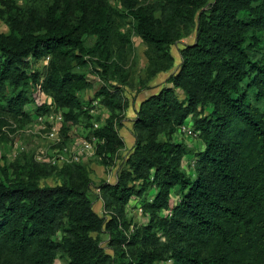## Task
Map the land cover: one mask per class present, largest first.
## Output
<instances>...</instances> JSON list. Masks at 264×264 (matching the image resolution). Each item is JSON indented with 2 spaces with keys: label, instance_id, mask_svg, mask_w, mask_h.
Listing matches in <instances>:
<instances>
[{
  "label": "trees",
  "instance_id": "obj_1",
  "mask_svg": "<svg viewBox=\"0 0 264 264\" xmlns=\"http://www.w3.org/2000/svg\"><path fill=\"white\" fill-rule=\"evenodd\" d=\"M121 3L124 12L107 0H43L25 18L11 12L9 30H0V110L55 105L65 131L89 118L78 92L90 82L77 69L98 65L107 82L94 98L109 114L93 131L95 160L106 167L124 147L118 127L127 107L121 84L108 81L131 85V33L119 20L129 18L147 45L148 80L173 67L170 46L195 31L169 84L140 102L116 180L98 185L102 215L81 162L57 166L26 154L0 180V264H54L58 255L66 264H264V0ZM43 57L47 66L31 70ZM182 126L203 143L193 176L181 164L187 145L173 138ZM50 176L57 182L42 185ZM173 189L179 198L170 206ZM133 198H141L140 224L128 212Z\"/></svg>",
  "mask_w": 264,
  "mask_h": 264
},
{
  "label": "rangeland",
  "instance_id": "obj_2",
  "mask_svg": "<svg viewBox=\"0 0 264 264\" xmlns=\"http://www.w3.org/2000/svg\"><path fill=\"white\" fill-rule=\"evenodd\" d=\"M107 2L119 12H124L125 9L121 0H107ZM41 3H43V0H0V30L4 32L9 30L10 18L8 15L11 12L21 13L25 18L30 12V6H39ZM129 21V18L121 19L119 20V25L126 32L131 33L130 41L133 52L131 55L128 53V62L124 66L130 71L129 82H131V85L118 80H109L108 83L121 84L125 100L127 101L124 118L118 127V132L120 134V131L124 132L126 130L134 137L133 130L129 127L132 126L131 122L136 116L138 104H140L139 100L144 99V97L152 92L155 93L159 87L169 84L166 81L167 75L169 76L171 72L177 69L181 59L179 49L183 45L193 42L195 31L192 30L190 33L183 35L180 40L175 41L170 46V53L173 54L174 58L173 67L170 70L158 72L152 79L148 80L146 71L148 64L147 45L138 35L130 31ZM94 41V36H89L86 40V45L90 46ZM125 51L127 52L128 50L126 49ZM30 60L33 61L32 58ZM48 61L49 57H43L36 62H32L30 68L33 71L43 70L47 66ZM97 67L98 65L95 62L90 61L86 67L77 69L86 74L90 82L89 88L78 92L83 101L84 108L88 111L89 118L81 119L79 123L74 124L65 131L62 130L63 121L60 110L55 105L46 113L35 112V104L32 102L24 103L20 111H17V109L10 111L0 110V180L5 179L7 175L11 176L14 167L20 164L18 159L26 154L32 155L38 162H46L57 166L72 161L81 162L86 164L89 169L91 197L94 200L93 209L99 215L103 214V202L98 185L104 181L114 182L116 180L119 169L122 167L123 161L131 148H127L124 145L118 152L115 163L109 167L103 166L95 160V149L98 140L93 131L95 127L103 123L109 114L108 110L99 100L94 98L98 88L107 82V80L98 74ZM160 76L162 80L158 79ZM139 78L143 80L141 83L138 82ZM145 84L148 86L147 88L137 90ZM46 102L47 104H51V96H46ZM190 124V119L184 121L185 126H190ZM173 138L187 145L189 152L184 155L181 164L183 171L193 176L196 161L194 154L203 146L201 138L197 133L188 134L185 131H177L173 135ZM66 148L68 150L64 151ZM71 155H76L78 160H74ZM56 182V176H50L42 180L41 184L53 185ZM152 192L153 189H150L147 195L149 196ZM178 198V194L173 189L170 197V206L178 201ZM133 199L127 204L128 212L134 222L140 224L144 221V216L141 214V211L135 209ZM140 201L141 198L137 199V202ZM170 206L168 209H164L162 213H169ZM101 237L102 245L106 251L112 253V250L107 248L106 234H102ZM3 257L4 254L0 257V260H5ZM64 263L63 257L60 255L55 257L54 264ZM170 263V260L157 262V264Z\"/></svg>",
  "mask_w": 264,
  "mask_h": 264
},
{
  "label": "crops",
  "instance_id": "obj_3",
  "mask_svg": "<svg viewBox=\"0 0 264 264\" xmlns=\"http://www.w3.org/2000/svg\"><path fill=\"white\" fill-rule=\"evenodd\" d=\"M173 55V54H172ZM167 77H168V75H167ZM159 80H162V78H161V76L158 78ZM160 88V87H159ZM159 88L155 91V92H157L158 90H159ZM152 93H154V92H152ZM151 93V94H152ZM147 97V96H146ZM145 98V97H144ZM143 99V98H142ZM141 99V100H142ZM141 100H139V103H140V101ZM139 105V104H138ZM131 124H133V120H132V122H131ZM129 128H132V126H130ZM125 130V129H124ZM120 136L122 137V139H123V141H124V145L127 147V148H131L132 146H133V144H134V137L132 136V135H130L126 130L124 131V132H122V131H120ZM133 202H134V205L136 206L135 207V209H137V206H138V204H135V203H137V200L136 199H133Z\"/></svg>",
  "mask_w": 264,
  "mask_h": 264
},
{
  "label": "built area",
  "instance_id": "obj_4",
  "mask_svg": "<svg viewBox=\"0 0 264 264\" xmlns=\"http://www.w3.org/2000/svg\"><path fill=\"white\" fill-rule=\"evenodd\" d=\"M181 131H185L186 133L188 134H196L191 128H188V127H185V126H182L181 127ZM68 148H66L64 151H67ZM71 157L74 159V160H78L77 156L76 155H71ZM72 159V160H73ZM137 211H141V208L138 206L137 208ZM65 264V263H64Z\"/></svg>",
  "mask_w": 264,
  "mask_h": 264
}]
</instances>
